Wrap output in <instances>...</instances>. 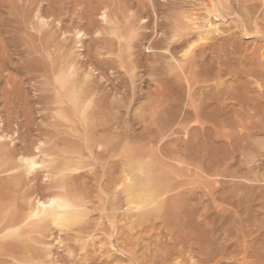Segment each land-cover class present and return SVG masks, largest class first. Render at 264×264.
I'll list each match as a JSON object with an SVG mask.
<instances>
[{"label":"rangeland","instance_id":"374dc122","mask_svg":"<svg viewBox=\"0 0 264 264\" xmlns=\"http://www.w3.org/2000/svg\"><path fill=\"white\" fill-rule=\"evenodd\" d=\"M32 1L34 0H0V136L3 137L0 141V146H4L2 148L8 150H6V155H8V152L10 154H13L14 151L16 152L13 155V160L16 157L17 160H12V163L15 162V165L13 163L14 166L9 160L11 168H16L17 163H19L18 168H21L19 165L21 166L22 163L20 164L21 161H19L18 155L22 151V155L26 154L23 156H28L27 154L30 156L35 152L38 154V159L50 160L51 157L44 158L45 155L43 156V153L35 149L40 141H45L46 143L41 148V151L43 150L46 154H58L61 149L77 140L74 128L80 126L79 123L82 121L77 120L78 117L69 111L71 104L66 101L67 96L63 97L65 96V87L64 89L63 87H57L61 85H57L55 81L62 75L67 76L65 74L66 71L64 75L62 70H66L68 67L70 70L73 66L75 68L72 67L73 69L70 71L75 72L73 76L76 79L70 77L76 81H73V83L71 79L70 82L67 78L66 81L68 80L70 83L67 82L71 86L74 84L77 89L83 84L84 87H87L85 90H88L89 86L91 88L89 91H92L93 94L97 91V95H94L95 97L98 96L96 98L99 100L97 99V102L95 99V105L93 106L92 104L90 107L91 112L88 115V123H99L102 120L111 121V119L116 117L115 120H118L120 127L128 126V129L126 127L127 130L123 129L124 131L120 133L123 136L124 132L131 131V135L135 137L138 143H136V153L138 152L143 157L155 158L164 166V170L170 174H181L182 179L177 180L179 182L177 190L179 198H177V201H179L178 204L180 205L183 202L186 205L184 210H176L172 216L167 215V217L165 216L167 213L164 212V215L163 213L160 215L161 217H151V220L148 219L142 224L140 215H135L127 209L128 204L124 194L114 189L116 187H114L113 183L116 184V182L113 181L121 177L125 169L123 164L127 161L126 158L117 156V153H113L116 156L108 160L109 165L105 181L108 177L112 178L108 179V182L101 183L102 185L96 183L97 180L99 182L97 177L100 175L97 172V166H91L88 170L86 169L87 175L78 181L67 177L68 181H66V178L65 180L63 179L64 181L59 182L60 180L57 178L52 180V182L50 181L49 184L45 169L41 168L38 171L36 170L37 172H33L32 175L31 173H24V176L27 175L25 178L23 173H20V171L24 170V167L22 170L19 169L20 171L17 170V176L22 177H16V179L14 178L15 175L12 174H16L17 171L11 172L8 169V156L5 159L3 157V159H0V193L1 191L3 193L6 191L3 195H12L11 197L16 198L17 203L21 198V202H23L24 198H28V200L31 198L32 200L30 199L29 201L34 202L37 198L45 199L52 196L59 190L57 189L59 184V186L61 185L60 189L65 186L64 190H67L71 196H75L76 193H78L77 196H80L79 193L82 192L83 194H80L85 200L81 199L84 203L86 201V210L89 213L86 220L87 224L85 223L80 228L77 227L78 229H73L70 232H60L54 225H50L44 231L42 230L43 235L33 229L32 233L28 230V233H30L27 235L25 233L27 231H21L22 234H25L24 236H29L27 237L28 239L22 237L27 240V243L30 242L28 244L29 246L32 245L31 252H34L31 253L27 250V253L39 255L36 256L37 258L39 257L38 259L34 258L35 255L32 256V261L33 258L35 261L25 264H161V256L170 251L171 247L173 248L171 246L173 243L172 238L180 236L179 241L181 242L183 238H186V235L191 236L194 231L193 236L194 234L195 236H202L204 232L202 233L201 230L209 234V240H212V247L210 248H212L213 252L224 251L226 253L225 255H219L209 264H243L247 261H240L243 252L250 253L251 258H249V261L254 262L257 260L260 264H263L264 0H109L111 4V12H108L109 17L105 20L103 18L104 12L103 10L100 11V8L98 11L93 12L91 26L94 29L92 31L96 29L98 32H91L89 38L82 37L83 40H77L76 37L75 24L79 22L77 12L71 9L72 12L69 9L68 13L66 10L61 15L58 10L55 12V14H58L56 16L49 9L55 7L53 3L55 4V1L58 0H40L39 4H36L38 0H35L34 3ZM100 1L102 2L103 0ZM112 2H118V4L115 3L116 5H113ZM140 2H143L144 5L140 4ZM48 4H51V6ZM35 5L38 8L40 7V9ZM217 7H220V9ZM30 9L33 12L41 10L42 12H37L41 16H36V12L33 13ZM221 9L230 13H224ZM48 10L49 12L52 11L51 18ZM220 10L223 15L220 14ZM46 12L47 14L45 15ZM74 13L77 14L75 15ZM27 14L28 16H26ZM55 16H59V21L56 20ZM61 16H64L65 20ZM66 16L69 17L67 18ZM76 17L78 22H75ZM190 17L193 20L192 23H195L196 26L189 25L190 21L188 23V19ZM39 19H43L41 20L43 23ZM208 21L214 25L217 24L221 30L220 35H216L210 41L205 42L210 47L215 48L211 47V50L206 44V46H203L204 42L197 40L196 34L204 29L198 30L197 27L204 26ZM242 21L245 25L241 24ZM84 22L85 25H88L86 20ZM84 22L82 23L84 24ZM73 23L74 26L72 25ZM158 23H163V28L157 27ZM185 25L186 28L191 27V30H193H190L191 32L188 31L190 32L189 35L185 31L188 29H183ZM178 30L182 31L183 34L187 32L189 37L187 36L186 39H189V45L196 46V58L200 56L201 60L199 58L195 60L196 58H194L191 60L192 62L190 60H186L187 63L182 62L183 60L180 58L182 51L178 50V54L174 52L175 55L167 51L165 45L169 40H165L166 36ZM115 31L117 32L116 36L114 34ZM179 31L178 33L182 34ZM117 34H121L120 36L118 35L121 39H118ZM92 39L100 41L96 44L92 42ZM78 41L79 43H76ZM195 43L199 44V47ZM36 44L38 48L35 46ZM203 47H206V49L204 48L205 51H201ZM123 50L124 53L122 52ZM119 55L120 58L118 57ZM164 55L166 56L163 57ZM201 55L206 59L209 58V60L207 61L203 57L202 59ZM210 60V65H208ZM178 61L181 64H178ZM201 62L206 63V68ZM172 64L177 66L174 65L175 67H172ZM182 64L186 65V68ZM187 64L189 69L191 68L189 71L186 70L188 68ZM195 64L199 66L197 67ZM192 65H195L193 73H195L194 71L197 68L198 71H196L201 74L203 73L202 71H206L207 67L210 66L209 69L211 68V71L208 70L212 72L210 73V79L213 81L209 80L204 84L200 73L196 72L195 75L198 74L197 76L192 73ZM176 67H178L177 71H179V74H183L182 76L177 73ZM183 67L185 68L184 70L182 69ZM169 68L171 69L169 70ZM218 69H222L223 72L218 73ZM58 71L62 73V75L59 74V77L57 76ZM169 71L175 72L174 75ZM190 71L191 74L189 73ZM67 73L69 74L68 71ZM132 73L135 75L132 76ZM176 73L178 74L177 76ZM86 74L92 77L91 79L89 78L90 81L86 79L87 81L85 80V82H89L84 84ZM157 74L159 75L158 80L156 79ZM213 77L214 79L215 77L217 78L214 80ZM186 78L188 83L185 81ZM198 78L199 80H197ZM78 80H80V84L79 82L77 83ZM201 81L202 84H198ZM171 82L175 84V90L172 87L170 88L171 85L168 86ZM75 84L79 85L76 86ZM189 84L192 85L190 86ZM70 85H67V91L70 90ZM81 87L79 89L84 88ZM59 88L64 91L61 92L62 95L59 94V90L61 91ZM94 88L96 91H93ZM79 89L78 91H83ZM169 90L170 92H167ZM162 91L167 93H162ZM174 92H176L175 97ZM192 94L195 97H192ZM177 95H179L178 98H176ZM209 96H211V100ZM196 97L199 99L197 101L198 104H203L206 101L207 103L205 102L204 104L212 106L208 108L209 106L205 105L207 108H205V113L207 115L204 113V117L202 116L203 118H201L204 121L202 127L200 126L201 128L197 133L193 134L191 132L188 139H186L188 144L183 145L177 140L176 134L166 136L165 128L168 123L172 124L175 120H179L184 116L183 110L189 109L190 99L194 100ZM100 98L103 100L101 101ZM175 98L178 101L182 100L175 103L177 102ZM96 103H99L97 107ZM179 103L182 104L180 105ZM195 104L197 103L195 102ZM64 110L69 112L66 117L60 116V113ZM205 117H208L206 118L207 120H203ZM193 122L195 123L192 120ZM129 133L128 135H130ZM168 134H171V132ZM155 138H158L160 143H156ZM181 138L185 140L184 135H181ZM124 143L127 144V141H124ZM26 145L27 148L25 149ZM126 146L123 155L126 154L129 148H126ZM114 178L115 180H112ZM13 179L22 180V182L17 181L16 184ZM111 180L113 183H110ZM53 181L56 183L55 186ZM51 183L53 184L51 185ZM108 184H111V189H109L110 186ZM73 188L74 191L72 190ZM17 189L19 192H14ZM79 189L81 190L80 192ZM72 191L75 195H73ZM3 195L0 196V202L2 201L1 204L5 202L6 205L8 204V197L6 198ZM2 196L6 200L2 199ZM21 202L19 203L21 204ZM137 217L139 218L137 219ZM166 217L170 220H167ZM111 219L114 222L110 221ZM161 219L165 222L162 223ZM190 220L193 222L191 225L189 224L192 228L189 227L185 231L180 227L183 226L182 223L190 222ZM153 222L154 227L153 224L151 225ZM170 222L171 226L169 225ZM112 223H115L116 227ZM133 225L136 226L131 231V226ZM165 225L170 228L175 227L171 230ZM27 229L30 228H25V230ZM188 229L190 231H187ZM172 234H175V236H172ZM184 235L185 237H183ZM6 240H0L2 242L0 243V253L8 251V255L12 254L13 256L16 252L19 254V244L11 247L15 245L16 240H10L12 245H7L6 243H9V240ZM18 240L20 239H17V243L19 242ZM9 246L11 249L16 247V249H13L14 252L16 250L15 253L13 252L14 254ZM180 246L182 247V245L178 246L179 249L181 248ZM210 248H208V251H210ZM3 249L6 250L4 251ZM37 250L39 251L38 254ZM22 251L21 249L20 252ZM151 252L155 254L151 255ZM195 252H198V250H195ZM23 253L27 254L25 250ZM43 253L46 254V258ZM257 253L259 256L256 255ZM40 255L43 256L41 257L42 259ZM153 255H156V258L152 257ZM142 256L146 258L143 261ZM133 257L137 259L133 260ZM136 260H138L137 263ZM15 263L8 256V264Z\"/></svg>","mask_w":264,"mask_h":264},{"label":"bare ground","instance_id":"6f19581e","mask_svg":"<svg viewBox=\"0 0 264 264\" xmlns=\"http://www.w3.org/2000/svg\"><path fill=\"white\" fill-rule=\"evenodd\" d=\"M20 1V0H19ZM27 1V0H26ZM35 1V0H34ZM34 1H32L33 3H34ZM42 1V0H41ZM51 1V0H50ZM120 1V0H119ZM141 1V0H140ZM216 1V0H215ZM31 2V3H32ZM39 2H40V0H38V2L36 3V4H39ZM214 2V1H213ZM24 3V2H23ZM26 3V2H25ZM28 3V2H27ZM33 3H32V5H33ZM51 3V2H50ZM113 3V2H112ZM115 3H117L118 4V2H115ZM115 3H113V5L115 4ZM142 3V5H144L143 4V2H140V4ZM145 4H146V2H144ZM216 3V2H215ZM41 4V3H40ZM102 5V7H100L101 5ZM120 4V3H119ZM217 4V3H216ZM26 5V4H25ZM31 5V6H32ZM42 5V4H41ZM49 5V4H48ZM53 5H55V7H51V9H49V10H52L53 11V14L54 15H58V14H55V12H57L58 10H59V13L61 14V15H63L62 13H64L66 10V12L68 13L69 11V9L71 10H74V12H77L76 14L78 15V20H79V22L77 21V17H76V21L75 22H78V23H76L75 25H76V37H77V40L79 39H81V40H83V38L82 37H88L89 38V36H90V34H91V32L92 33H95V32H98V31H96V29L95 30H93L92 31V29H94L91 25V22H92V20H91V16H93V12H96V11H98V9L100 10V11H102L103 10V14H104V16H103V18H105V20H107V18L109 17L108 16V12H111V4L109 3V0H103L102 2L100 1V0H71V1H67V0H58V1H55V4L53 3ZM52 5V6H53ZM116 5V4H115ZM124 5V4H123ZM127 5V4H126ZM130 5V4H129ZM36 6V5H35ZM40 6V5H39ZM49 6H51V4L49 5ZM214 6V5H213ZM225 6V5H224ZM224 6H222V8L223 9H225L226 10V6L224 7ZM22 7H23V5H22ZM33 7V6H32ZM37 7V6H36ZM43 7V6H42ZM113 7V6H112ZM115 7V6H114ZM119 7H120V5H119ZM142 7V6H141ZM215 7V6H214ZM26 8H27V6H26ZM31 8V7H30ZM38 8V7H37ZM37 8H36V10H37ZM49 8V7H48ZM210 8H213V7H210ZM218 9H220V7H217ZM22 9V8H21ZM24 9V8H23ZM32 9H35V8H32ZM32 9H30L31 11H32ZM38 9H40V7L38 8ZM42 9V8H41ZM128 9V8H127ZM133 9V8H132ZM223 9H221L222 11H224V13H230V12H228V11H226L225 12V10H223ZM36 10L34 11V12H36ZM45 10H46V8H45ZM49 10H48V12H49ZM71 10V11H72ZM116 10H117V7H116ZM221 10H220V14H222L223 15V13L221 12ZM23 11V10H22ZM39 11H41V10H38L37 12H39ZM47 11V10H46ZM51 11V12H52ZM99 11V12H100ZM120 11H122V10H120ZM127 11V10H126ZM130 11V10H129ZM209 11V10H208ZM33 12V11H32ZM33 12V13H34ZM36 12V16L38 15V17L39 16H41V15H39L38 13ZM42 12V11H41ZM51 12H49L48 14H50V18H51V16H52V13ZM73 12V11H72ZM113 12V11H112ZM118 12H119V10H118ZM213 12H215V11H213ZM219 12V11H218ZM114 13V12H113ZM116 13V12H115ZM208 13V12H207ZM211 13V12H210ZM11 14V13H10ZM24 14H26L25 12H24ZM42 14V13H41ZM47 14V12L45 13V15ZM60 14H59V16H60ZM75 14V13H74ZM75 14V15H76ZM124 14V13H123ZM126 14V13H125ZM142 14V13H141ZM215 14V13H214ZM53 15V16H54ZM68 15V14H67ZM113 15V14H112ZM136 15V14H135ZM10 16V15H9ZM25 16V15H24ZM26 16H28V14L26 15ZM43 16H44V13H43ZM55 16V17H56ZM58 16V17H59ZM117 16V15H116ZM115 16V17H116ZM47 17V16H46ZM55 17H54V19H55ZM58 17H56L57 19L56 20H58V19H60V18H58ZM62 17V16H61ZM64 17V16H63ZM62 17V18H63ZM67 18L69 17V16H66ZM21 18V17H20ZM27 18V17H26ZM40 18H42V17H40ZM48 18V17H47ZM189 18V17H188ZM110 19V18H109ZM112 19V18H111ZM129 19V18H128ZM190 19H191V17H190ZM190 19H188V23H189V21H190V26H196V24L195 23H192V19L190 20ZM37 20H38V18H37ZM40 20V19H39ZM41 20H43V19H41ZM40 20V21H41ZM63 20H65L64 18H63ZM84 20H86L87 22H88V25H85V22H84ZM104 20V21H105ZM117 20V19H116ZM167 20V19H166ZM24 21V20H23ZM30 21V20H29ZM39 21V22H40ZM59 21V20H58ZM172 21V20H171ZM176 21V20H175ZM187 21V20H186ZM42 23H43V21H41ZM54 22V21H53ZM56 22V21H55ZM82 22H84V24L82 23ZM115 22V21H114ZM114 22H113V24H114ZM157 22V21H156ZM182 22V21H181ZM240 22V21H239ZM257 22V21H256ZM32 23V22H31ZM30 23V24H31ZM106 23H108V22H106ZM135 23V22H134ZM23 24H25V23H23ZM33 24V23H32ZM109 24V23H108ZM120 24V23H119ZM118 24V25H119ZM175 24V23H174ZM180 24V23H179ZM187 24V23H186ZM241 24H244L243 23V21L241 22ZM254 24H256V23H254ZM36 25V24H35ZM43 25V24H42ZM73 26H74V23L72 24ZM115 25V24H114ZM144 25V24H143ZM245 25V24H244ZM257 25H258V23H257ZM256 25V26H257ZM262 25H263V23H262ZM176 26V25H175ZM198 26V25H197ZM251 26V25H250ZM254 26V25H253ZM255 26V27H256ZM260 26V25H259ZM35 27V26H34ZM107 27H108V25H107ZM114 27V26H113ZM112 27V28H113ZM157 27H161V28H163V23H158L157 24ZM118 28V27H117ZM177 28V27H176ZM185 28H186V25H185V27L183 28L184 30H185ZM198 28V30H201V29H203V30H201V31H199L198 33H196L197 34V40H200L202 43L204 42V44H203V46H206L207 44L205 43V42H207V41H210L211 39H213V37H215L216 35H220V33H221V30H220V27L216 24V25H214V24H212V23H210L209 21L204 25V26H202V27H197ZM245 28V27H244ZM258 28V27H257ZM256 28V29H257ZM102 29V28H101ZM123 29V28H122ZM122 29H120V30H122ZM130 29V28H129ZM181 29V28H180ZM186 29H188V30H185V31H190L192 28L191 27H188V28H186ZM195 29V28H194ZM206 29V30H205ZM241 29H243V28H241ZM252 29V28H251ZM74 30V29H73ZM116 30V29H115ZM197 30V29H196ZM197 30V31H198ZM244 30V29H243ZM255 30V29H254ZM114 31V30H113ZM179 31V30H178ZM178 31H175L174 33L173 32H171L169 35H167L166 36V39L165 40H169V42H167L166 43V49H167V51H169L170 53L172 52L173 54H174V52H176L177 53V51L178 50H180V52L182 51V54H181V56H180V58L183 60H180V61H182V62H186V60H190V62H192L191 60H193L194 58H196V53H195V48H196V46H192V45H189V39H186V37L189 35V33L191 32V31H193V30H191L190 32H188V35H187V32L185 33V34H183V32L182 31H179V32H181L182 34H180V33H178ZM242 31V30H241ZM248 31V30H247ZM259 31V30H258ZM113 33V32H112ZM116 31H115V36H116ZM120 33V32H119ZM256 33V32H255ZM262 33H263V31H262ZM261 33V35H263ZM192 34V33H191ZM195 34V35H196ZM248 34H249V32H248ZM120 36L121 34H117V36ZM244 35V34H243ZM256 35V34H255ZM258 35V34H257ZM24 36V35H23ZM119 36H118V39H121V37L119 38ZM189 37V36H188ZM261 37V36H260ZM264 37V36H263ZM94 38V37H93ZM124 38V37H123ZM122 38V39H123ZM192 39V38H191ZM113 40V39H112ZM43 41V40H42ZM98 41H100V40H98ZM98 41H96L95 39H92V42L93 43H96V44H98ZM117 41V40H116ZM122 41V40H121ZM44 42V41H43ZM88 42V41H87ZM165 42V41H164ZM192 42H194V41H192ZM201 42H200V44H201ZM40 43H41V41H40ZM76 43H79V41L78 42H76ZM80 43H81V41H80ZM123 43V42H122ZM128 43V42H127ZM191 43V42H190ZM119 44V43H118ZM121 44V43H120ZM133 44V43H132ZM196 44V43H195ZM206 44V45H205ZM123 45V44H122ZM197 45V47H199L198 45L199 44H196ZM213 45V44H212ZM35 46H37V48H38V45L36 44ZM157 46V45H156ZM158 46H160V45H158ZM163 47H164V45H162ZM186 46H188V47H186ZM207 46H209V44L207 45ZM186 47V48H185ZM210 47V46H209ZM208 47V48H209ZM212 47V46H211ZM211 47H210V50H211ZM34 48V47H33ZM185 48V49H184ZM204 48L206 49V47H203V49L201 48V51L202 50H204ZM207 48V49H208ZM213 48V47H212ZM124 49V48H123ZM162 49V48H161ZM213 49H215V48H213ZM36 50V49H35ZM39 50V49H38ZM199 50V49H198ZM130 51V50H129ZM163 51H165V50H163ZM205 51V50H204ZM207 52H208V50H206ZM123 53H124V50L122 51ZM199 52V51H198ZM34 53V52H33ZM170 53H168V54H170ZM171 53V54H172ZM194 53H195V55H194ZM200 53V52H199ZM163 54H167V53H163ZM162 54V55H163ZM178 54V53H177ZM202 54V53H201ZM206 54V53H205ZM210 54H211V52H210ZM110 55V54H109ZM118 55V54H117ZM116 55V56H117ZM175 55V54H174ZM173 55V56H174ZM166 55H164L163 57H165ZM195 56V57H194ZM207 56V55H206ZM113 57V56H112ZM119 58H120V55L118 56ZM171 57V56H170ZM176 57H177V55H176ZM200 57V56H199ZM198 57V58H199ZM205 58L204 56H202L201 55V58ZM198 58H196L195 60H197ZM202 58V59H203ZM132 59V58H131ZM158 59V58H157ZM178 59V58H177ZM200 59V58H199ZM206 59V58H205ZM204 59V60H205ZM164 60V59H163ZM172 60H173V57H172ZM194 60V61H195ZM201 60V59H200ZM203 60V61H204ZM207 61L209 60V58H207L206 59ZM121 61V60H120ZM130 61V60H129ZM177 61V60H176ZM180 61H178V64H181V63H179ZM193 61V62H194ZM206 61V62H207ZM195 62H197L198 63V61H195ZM211 62V60L208 62V65H210L209 63ZM124 63V62H123ZM187 63V62H186ZM186 63H184V64H186ZM202 63V65L205 67V65H206V63L205 62H201ZM205 63V64H204ZM120 64V63H119ZM131 64H132V61H131ZM176 64H177V62H176ZM176 64H174L175 66H177ZM184 64H182V66L184 65ZM199 64V63H198ZM173 64L171 65L172 67L174 66ZM196 65V64H195ZM195 65H192L193 67V69H192V73H193V70L195 69L194 67H195ZM199 65H201V64H199ZM198 65V66H199ZM69 66V65H68ZM174 66V67H175ZM185 66V68H186V65H184ZM189 66H190V63H189ZM189 66H188V64H187V71H189L190 69H189ZM197 66V65H196ZM197 66V67H198ZM73 67V66H72ZM71 67V69H73V68H75V67H73L72 68ZM124 67V66H123ZM122 67V68H123ZM134 67V66H133ZM179 67V66H178ZM178 67H176V71H177V68ZM210 67V66H209ZM209 67H207L208 69H209ZM62 68V67H61ZM60 68V69H61ZM151 68V67H150ZM157 69H158V67H156ZM161 68V67H160ZM159 68V69H160ZM184 67L182 68L183 70L185 69ZM199 68H201V67H199ZM206 68V67H205ZM70 69V70H71ZM153 69V68H152ZM171 68H169V70H170ZM202 69H203V67H202ZM204 70V71H202L203 73L201 74L200 72H197L198 70H197V68H196V70L194 71L195 73H193L194 75L196 74V72L197 73H200L202 76H200L201 78H202V81H203V83L205 84V82H207V81H209V80H211L210 78H211V74L210 73H212V72H210L211 71V68L209 69V70ZM62 70V69H61ZM60 70V72H62L63 74L65 73V71H66V73L65 74H67V76L68 77H72V79H73V73H75V72H73V71H70L69 70V67H68V69H66V70H62L61 71ZM77 70V69H76ZM174 70H175V68H174ZM173 70V71H174ZM179 70V69H178ZM54 71V70H53ZM67 71L69 72V74L67 73ZM135 71V70H134ZM153 71V70H152ZM168 71V70H167ZM173 71L172 72H170V73H173ZM213 71H214V69H213ZM218 71V73H220L221 71L223 72V70L222 69H218L217 70ZM59 72V71H58ZM58 73V77H59V74H61L62 75V73ZM181 72V71H180ZM184 72V71H183ZM225 72V71H224ZM57 73V72H56ZM131 73V72H130ZM156 73V72H155ZM154 73V74H155ZM169 73V74H170ZM175 73V72H174ZM174 73H173V75H174ZM177 73L179 74V71H177ZM176 73V76L178 75ZM190 74H191V71L189 72ZM64 74V75H65ZM89 74V73H88ZM181 74V73H180ZM179 74V75H180ZM192 74V75H193ZM135 75V74H134ZM133 75V73H132V76H134ZM183 75V74H182ZM182 75H180V76H182ZM193 75V76H194ZM198 75V74H197ZM197 75H195V76H197ZM214 75V74H213ZM217 75H221V74H217ZM66 75L65 76H60L57 80H55L56 82H57V85L58 84H60L61 86H57V87H63V89H64V87H65V92L61 89V88H59V89H61V91L59 90V94L60 95H62L61 94V92L63 91L64 93H65V96H63L64 98L67 96V102L68 103H70L71 104V109L69 110V111H71L72 113H73V115L75 114V116L76 117H78L77 118V120H81L82 122V124L81 123H79V125L80 126H76L74 129V132L76 133V141L75 142H73V143H70L69 145H67L66 147H64V149H61V151H59L58 152V154H50V153H48V154H46V153H44V151L42 150L41 151V148L44 146V145H46V143H45V141H40L39 142V145L38 146H36L35 147V149L36 150H39L40 151V153H43V156H44V158L45 157H47V158H49V157H51V159L50 160H45V159H38V154H36L35 152L33 153V154H31V152H30V156H29V154H27L28 156H23L22 155V152H21V154L20 155H22V157H20V155H18V157L20 158V160L19 161H21L20 162V164H21V166L19 165V167H21V168H18V164L19 163H17L16 164V168H11V166H10V164L12 163V160L14 159L13 158V155L14 154H16V152L14 151V153L12 154V156H11V154L8 152V155H6V150H4L2 147H4V146H0V159H3V157H4V159L5 158H7V156H8V164H9V160H11V163L9 164V166H8V169L11 171V172H14V171H17V170H22V168L24 167V170L23 171H20V173H23V176H24V173L26 174H30L31 173V175H32V173L33 172H35L36 170L38 171V169H45V172H46V177L48 178V180H49V184H50V181L52 182V180H54V179H57L58 178V180H60L59 182H62V181H64L67 177H69L70 179L72 178V179H74V180H76V181H78V180H80L81 178H84L86 175H87V172L85 171L86 169L88 170V168H90L91 166H97L98 167V173L100 174L98 177H97V179H99V182H98V180H97V184L98 183H100V185H102L101 183H104V182H108V179H110V178H112V177H108V179L106 178V181H105V176H106V173L108 172V165H109V161L108 160H110L111 158H113V157H115L116 155H114L115 153H117V156H122V158H126L127 159V161H126V163L124 162V170H123V172H122V175H121V177H119V178H116L117 180H115V178L114 179H112V180H115V181H113V182H116V184H114L113 182H112V180L110 181V183L112 182L113 183V185H115L114 187H116V188H114V187H112V188H114L115 189V191L116 190H118V191H121L123 194H124V196H125V199H126V203L128 204V208L127 209H129L130 211H132V213H134L135 215H140V217H141V222H142V224H144V222L147 220L148 221V219H150L151 217L153 218V217H157V216H160L162 213H163V215H164V212L165 213H167L165 216H167V215H171L172 216V214H173V212L174 211H176V210H179V209H181V210H184V207H185V205H186V203L185 202H183V204L182 205H180V204H178L179 203V201H177V198H179V195H178V193H177V190H178V179H182V177H181V174L179 175V174H176V175H173V174H170V173H168L167 171H165L164 170V166L163 165H161V163H159L155 158H153V157H143V156H140L139 154H138V152L136 153V146H137V142H136V139H135V137L134 136H132L131 134V131H126V132H124V134H123V136H122V134L120 133L121 131H124L123 129H125V130H127L128 129V126H126L127 127V129H126V127H120V124L118 123V120L116 121L115 119H116V117H115V119H111V121H108V120H102L101 122H99V123H88V115H89V112H91L90 110V107H91V105L93 104V106L95 105L94 104V102H95V99L97 100L98 98H96V97H98V96H96L95 97V95H97L96 93H97V91H96V89L94 88V90L93 91H96V93L94 92V94H93V92L92 91H89V90H91V88H89V86H88V90L86 89L85 90V88H87V87H84L83 86V84L82 85H80V87L82 86V87H84L83 89H79V90H83V91H78V89L76 88V87H74V84L71 86L69 83L71 82L70 81V79H71V77L70 78H68ZM86 76V78L84 79V84L85 83H88L89 81H90V79H91V77L92 76H89V75H85ZM158 74H157V77H156V79L158 78ZM171 76V75H170ZM194 76V77H195ZM173 77V76H172ZM175 77V76H174ZM188 77V76H187ZM217 77H219V76H217ZM217 77H215V79L217 78ZM66 78L67 79H69V83L66 81ZM90 78V79H89ZM181 78V77H180ZM189 78V77H188ZM195 78H197V77H195ZM55 79H56V77H55ZM71 79V80H72ZM74 79H76L75 77H74ZM88 80L89 79V81L88 82H85V80ZM155 79V80H156ZM171 79V78H170ZM213 79H214V77H213ZM214 79V80H215ZM86 80V81H87ZM154 80V79H153ZM158 80V79H157ZM161 80H163L162 78H161ZM169 80V79H168ZM197 80H199V78L197 79ZM55 81H54V83H55ZM73 81H76V80H72V82ZM80 80H78L77 81V83L79 82ZM160 81V80H159ZM170 81V80H169ZM185 81H187V78H186V80ZM202 81H201V83H198V84H202ZM211 81H213V80H211ZM211 81H210V83H211ZM218 81V80H217ZM65 82H66V84H65ZM167 82V81H166ZM195 82V81H194ZM68 83V84H67ZM74 83V82H73ZM168 83V82H167ZM172 83V82H171ZM167 84L168 86H170V88L172 87L174 90H175V84H173L174 85V87H173V85L172 84ZM175 83V82H174ZM187 83H188V81H187ZM190 83V82H189ZM197 83V82H196ZM79 84H80V82H79ZM79 84H75L76 86L77 85H79ZM166 84V83H165ZM207 84V83H206ZM63 85H66V86H63ZM67 85H70L71 86V88H69L70 90H68L67 91V89H66V87H67ZM87 85V84H86ZM85 85V86H86ZM164 85V84H163ZM167 85H166V89H167ZM190 85V84H189ZM192 85V84H191ZM190 85V86H191ZM160 86V85H159ZM165 86V85H164ZM188 86V85H187ZM190 86H189V88H190ZM199 86V85H198ZM258 86H260V85H258ZM81 87V88H82ZM182 87V86H181ZM160 88V87H159ZM163 88V87H162ZM161 88V89H162ZM261 88V87H260ZM77 89V90H76ZM165 89V88H164ZM178 89V88H177ZM193 89V88H192ZM199 89V88H198ZM197 89V90H198ZM163 90V89H162ZM196 90V91H197ZM200 90V89H199ZM198 90V91H199ZM155 91H157V90H155ZM164 91H166V90H164ZM177 91V90H176ZM192 91H194V90H192ZM201 91V90H200ZM67 92V93H66ZM98 92H100L99 90H98ZM167 92H170V90L169 91H167ZM167 92H163L162 91V93H167ZM172 92H173V90H172ZM188 92V91H187ZM161 93V94H162ZM175 93L176 92H174V97H175ZM198 93V92H197ZM196 93V94H197ZM200 93V92H199ZM67 94V95H66ZM101 94V93H100ZM156 94H158L157 92H156ZM178 94V93H177ZM193 94H194V92H193ZM191 95L192 97L194 96V95ZM59 95V96H60ZM64 95V94H63ZM104 96V95H103ZM102 96V97H103ZM133 96V95H132ZM162 96H163V94H162ZM167 96V95H166ZM168 96H170V95H168ZM197 96V95H196ZM199 96V95H198ZM200 96H202V94H200ZM207 96V95H206ZM100 97V96H99ZM172 97V96H171ZM173 97V98H174ZM179 97V95H177V97L176 98H178ZM195 97V96H194ZM210 97V98H209ZM208 98L211 100V96H209ZM104 98V97H103ZM136 98V97H135ZM173 98H169V99H173ZM175 98V99H176ZM187 98H188V95H187ZM186 98V99H187ZM196 98H197V100H196ZM194 100H196L195 102L197 103V104H195V102H194V100L191 98L190 99V107H189V109H185V110H183V112H184V116H182L179 120L177 119V120H175L172 124H169L168 123V126L165 128L166 129V131H165V135L167 136H172L173 134H176L177 135V140L178 141H180V143L181 144H183V145H187L188 144V141L186 140V139H188V137H189V135H190V133L191 132H193V134L196 132H199V130H200V128L202 127V123H204V121H202L201 120V118H203L204 116V113H205V108H206V106L205 105H207V104H204L205 102H203V104L201 103V104H198V97H196ZM200 98V97H199ZM101 99V101L103 100L102 98H100ZM214 99V98H213ZM212 99V100H213ZM99 100V99H98ZM98 100H97V102H98ZM182 100V99H181ZM181 100H179L180 102H181ZM184 100V99H183ZM58 101V100H57ZM60 101V100H59ZM169 101H171V100H169ZM176 101L177 102H175V103H178L179 101L176 99ZM100 102V101H99ZM163 102V101H162ZM161 102V103H162ZM189 102V101H188ZM200 103V102H199ZM207 103V102H206ZM59 104V103H58ZM62 104H64V103H62ZM99 104V103H98ZM98 104L96 103V107L98 106ZM168 104V103H167ZM180 104V103H179ZM182 104V103H181ZM180 104V105H181ZM184 104H186L185 102H184ZM211 104V103H210ZM179 105V106H180ZM189 105V104H188ZM254 105V104H253ZM63 106H65V104L63 105ZM69 106V105H68ZM160 106V105H159ZM178 106V105H177ZM176 106V107H177ZM187 106V105H186ZM207 106H209V104L207 105ZM210 106H212V105H210ZM210 106L208 107V108H210ZM61 107V106H60ZM184 107V106H183ZM93 108V107H92ZM153 109V108H152ZM156 109V108H155ZM177 109V108H176ZM176 109H175V111H176ZM207 109V108H206ZM89 110V111H88ZM180 110V109H179ZM153 111V110H152ZM214 111V110H213ZM164 112V111H163ZM183 112H181V113H183ZM212 112V111H211ZM69 112L67 111H63V112H61L60 113V116H63V117H66L67 116V114H68ZM177 113V112H176ZM57 114V113H56ZM206 114V113H205ZM59 115V114H58ZM116 115V114H115ZM177 115H178V113H177ZM207 115V114H206ZM205 115V116H206ZM216 115V114H215ZM171 116V115H170ZM203 116V117H202ZM209 116V115H208ZM75 117V118H76ZM212 117V116H211ZM216 117V116H215ZM214 117V118H215ZM113 118V117H112ZM206 118H208V117H205V119H203V120H207ZM210 118V117H209ZM215 119H217V118H215ZM214 119V120H215ZM67 120V119H66ZM192 120L193 121H195V123L193 124L192 123ZM211 120H212V118H211ZM69 121V120H68ZM72 121V120H71ZM75 121V120H74ZM202 121V122H201ZM111 122V123H110ZM207 122V121H206ZM205 122V123H206ZM208 122H209V120H208ZM212 122V121H211ZM75 123V122H74ZM214 123V122H213ZM68 124H70V123H68ZM73 124V123H72ZM201 126V127H200ZM131 129V128H130ZM202 130V129H201ZM204 130V129H203ZM128 132H130L129 134L130 135H128ZM171 132V134H168V133H170ZM123 133V132H122ZM1 135V134H0ZM181 135H184L185 136V140H182V138H181ZM122 137H124L123 139H122ZM2 136H0V141L2 140ZM126 139V140H125ZM43 140V139H42ZM155 141H156V143H160V140L158 139V138H155L154 139ZM154 140H152V141H154ZM124 141H127V144H125L124 143ZM162 141V140H161ZM47 142V141H46ZM137 143V144H136ZM5 145V144H4ZM125 145H127L126 146V148L127 147H129L128 149H127V151H126V154L125 155H123L124 153H125V151H124V148H125ZM46 147V146H45ZM27 148V145H26V147H25V149ZM8 149H9V147H8ZM20 149V148H19ZM18 149V150H19ZM22 149H24V148H22ZM8 151V150H7ZM30 151V150H29ZM20 152V151H19ZM25 152V151H24ZM46 152H48V151H46ZM114 153V154H113ZM26 155V154H25ZM6 156V157H5ZM2 157V158H1ZM12 157V158H11ZM14 157H16V156H14ZM11 158V159H10ZM15 160H17V157H16V159ZM15 160H13V161H15ZM2 161H4V160H2ZM6 161V160H5ZM4 161V162H5ZM25 161H27V163H25ZM115 162V161H114ZM14 163V165H15V162H13ZM13 163H12V166H14L13 165ZM25 163V165H23ZM0 164H1V160H0ZM3 164V163H2ZM6 165H7V163H6ZM11 168V169H10ZM93 168V167H92ZM7 169V170H8ZM16 169V170H15ZM8 170V171H9ZM9 171V172H10ZM36 171V172H37ZM7 172V171H6ZM17 174H18V171H17V173L16 174H12V175H15V177L14 178H16V177H19V176H17ZM11 175V176H12ZM21 175V174H20ZM25 176H27V175H25ZM24 176V177H25ZM29 176V175H28ZM10 177V176H9ZM9 177H8V179H9ZM20 177H22V176H20ZM19 177V178H20ZM11 178V177H10ZM12 178H13V176H12ZM11 178V179H12ZM18 178V179H19ZM26 178V177H25ZM17 179V178H16ZM64 179V180H63ZM10 180V179H9ZM14 181H16V184H17V181H19V182H22V180L20 181V180H15V179H13ZM32 180V179H31ZM12 181V180H11ZM13 181V182H14ZM57 181V180H56ZM66 181H68V178L66 179ZM54 182V181H53ZM55 183V182H54ZM66 183V182H65ZM19 184H21V183H19ZM53 183H51V185H52ZM14 185H15V182H14ZM13 185V186H14ZM22 185V184H21ZM50 185V186H51ZM54 186L56 185V183L55 184H53ZM84 185V184H83ZM99 185V184H98ZM11 186H12V184H11ZM50 186H49V188H50ZM61 186V185H60ZM59 186V184H58V186H57V189H59L57 192H55L52 196H50V197H47V198H45V199H42V198H35L36 199V201H29L28 200V198H24L23 199V202H21V199L20 200H18L19 202H21V204L18 202L17 203V201H16V198H14V197H11V196H7V194L6 195H3L4 193H6V191L3 193V191H1V193H0V196L1 195H3V196H6V198H7V203L8 204H6L5 205V202H4V204H1L2 203V201L0 202V240H6V241H8L9 243H6L7 245H12V242H10V240H12V239H15L16 240V242L14 243L15 245H12L11 247H14V246H16V245H20V251H21V249L24 251H26V253L28 252V251H32V249H31V247H32V245L31 246H29V244L28 243H30V242H28L27 243V240L26 239H24L23 237H26V236H24L25 234L23 233H21V231H27V232H25L26 233V235L27 234H29L30 232L32 233V229L33 230H35V231H39V232H41L42 230L44 231V229L46 230V228L47 227H49L50 225H54L55 227H57L58 229H59V231L60 232H70V231H72L73 229H76L77 227H81V226H83L85 223H86V220H87V215L89 214V213H87V210H86V201H85V203L83 202V200H85L84 198H83V196L80 194V193H82V192H80L81 190L79 189V195L80 196H77L78 195V193H76V195H75V193L73 192L74 191V188L72 189L73 191V193L72 192H70V193H72L73 195H75V196H71L70 194H69V192L67 191V190H64V188H65V186H64V188L63 189H60L61 187ZM66 186H68V185H66ZM104 186H105V184H104ZM108 186H110V188L109 189H111V184L109 185L108 184ZM9 187H10V185H9ZM16 187V186H15ZM14 187V188H15ZM52 187V186H51ZM71 187V186H70ZM74 187V186H73ZM117 187H118V189H117ZM12 188V187H11ZM13 188V189H14ZM17 188H18V186H17ZM19 188H21V186H19ZM56 188V187H55ZM69 187H67V189H68ZM76 188V187H75ZM108 188V187H107ZM10 189V188H9ZM9 189H8V192L10 193V191H9ZM16 189V188H15ZM70 189V188H69ZM68 189V190H69ZM104 189H105V187H104ZM11 190V189H10ZM22 190V189H21ZM20 190V191H21ZM18 191V189L15 191L14 190V192H17ZM54 191H56L55 189H54ZM69 191H71V189L69 190ZM19 192V191H18ZM84 192V191H83ZM8 193V194H9ZM12 193V192H11ZM117 193V192H116ZM15 194V193H14ZM17 194V193H16ZM22 194V193H21ZM26 194H27V192H26ZM83 194V193H82ZM32 195V194H31ZM85 195V194H84ZM2 196V197H3ZM15 196V195H14ZM17 196V195H16ZM29 196H30V194H29ZM33 196V195H32ZM21 197H24V196H21ZM1 198V197H0ZM6 198H2V199H5L6 200ZM18 198V197H17ZM20 198V197H19ZM81 198H83V200L81 199ZM182 198V197H181ZM25 199H27V200H25ZM34 199V200H35ZM190 199V198H189ZM188 199V200H189ZM32 200V199H31ZM52 201H56V203L55 204H52L51 202ZM182 202V201H181ZM23 203H25L24 205H23ZM41 204H47L48 205V207L47 208H43V207H41ZM118 210V209H117ZM128 210V211H129ZM178 212V211H177ZM176 212V213H177ZM180 214V213H179ZM106 215V214H105ZM89 216V215H88ZM177 216H179V215H177ZM116 217V216H115ZM114 217V218H115ZM161 217V216H160ZM163 217V216H162ZM168 217V216H167ZM167 217H166V219H167ZM181 217V216H180ZM113 218V219H114ZM139 217H137V219H138ZM178 218V217H177ZM162 219H164V218H162ZM161 219V220H162ZM165 219V220H166ZM181 219V218H180ZM136 220V219H135ZM140 220V219H139ZM151 220V219H150ZM158 220V219H157ZM167 220H170V219H167ZM173 220V219H172ZM171 220V221H172ZM186 220V219H185ZM110 221H112V219L110 220ZM133 221H134V219H133ZM178 221H179V219H178ZM181 221H182V219H181ZM180 221V222H181ZM112 222H114V221H112ZM132 222V221H131ZM130 222V223H131ZM149 222H151V221H149ZM148 222V223H149ZM163 222H165V221H163L162 220V223ZM175 222V221H174ZM174 222H172V223H174ZM189 222V221H188ZM188 222H185V223H182V225L183 226H180V227H182L184 230L185 229H187V228H189L190 227V225H191V223H193L192 222V220H190V222L188 223ZM111 223V222H110ZM137 223H139V221H137ZM87 224V223H86ZM112 224H115V223H112ZM111 224V225H112ZM132 224V223H131ZM147 224V223H146ZM153 224V227L155 226L154 225V222L153 223H151V225ZM190 224V225H189ZM170 226H171V222H170V224H169ZM172 225H174V224H172ZM199 225V224H198ZM134 226H136V225H133V226H131V231L133 230V227ZM166 226V225H165ZM177 226V225H176ZM115 227H116V224H115ZM130 227V226H129ZM166 227H168V228H170L168 225L166 226ZM175 227V226H174ZM174 227H171L170 229L172 230V228H174ZM25 228H30V229H27V230H25ZM190 228H192V227H190ZM78 229V228H77ZM134 229H135V227H134ZM181 229V228H180ZM183 229H182V233L184 232L183 231ZM28 230H30V232L28 233ZM23 231V232H24ZM42 231V232H43ZM179 231V230H178ZM186 231V230H185ZM187 231H190L189 229L187 230ZM202 231V233L204 232V234L201 236L200 234V236H195V234H194V236L191 234V236L190 235H186V238H183V241H179L180 240V236L179 237H177V238H172V241H173V243L171 244V246H173V248L171 247V250L170 251H168V252H166L165 254H163V256H161V259H160V263L161 264H170V263H173V264H209V263H211V262H213V260L215 259V258H217L219 255H225L226 253L223 251V252H213V250H212V248H210V247H212V245H211V242H212V240H209V234L207 233V232H205L204 230H201ZM41 232V233H42ZM180 232H181V230H180ZM179 232V233H180ZM172 233H173V231H172ZM182 233H181V236H182ZM41 235H43V233L41 234ZM23 236V237H22ZM172 236H175V234L173 235L172 234ZM20 237H22V238H20ZM27 237H29V236H27ZM26 237V238H27ZM31 237V236H30ZM111 237V236H110ZM183 237H185V235L183 236ZM32 238V237H31ZM17 239H20V240H18L19 242L17 243ZM28 239V238H27ZM84 239V238H83ZM94 240V239H93ZM110 240V239H109ZM35 242H37V241H35ZM86 242V241H85ZM0 243H2L1 241H0ZM21 243V244H20ZM23 243H25V244H23ZM34 243V242H33ZM38 243V242H37ZM34 244H36V243H34ZM169 244V243H168ZM182 245V247L179 249V245ZM1 245V244H0ZM3 245V244H2ZM158 245V244H157ZM170 245V244H169ZM207 245V246H206ZM9 248H10V246H9ZM19 248V247H18ZM35 248L37 249V247L35 246ZM158 248V247H157ZM156 248V249H157ZM208 248H210V251H208ZM13 249H16V247L15 248H10V250H13ZM35 249V250H36ZM168 249H170L169 247H168ZM4 251L6 250V249H3ZM18 250V249H17ZM28 250V251H27ZM35 250H33V251H35ZM40 250V249H39ZM159 250H161V249H159ZM195 250H198V252H195ZM20 251H18L19 252V254H17V252H16V250H15V252H14V250L12 251V253L14 252L15 253V255H13L12 256V254H10V255H8V251H5V252H3V253H0V264H8V256H10L16 263L15 264H18V263H23V264H25V263H29V262H33V261H35V259L34 258H37L36 256H39V255H36V254H32L31 255V253H34V252H31V253H27V254H25V253H23L22 254V252H20ZM162 251V250H161ZM161 251H160V253H161ZM1 252H2V250H1ZM11 252V251H10ZM9 252V253H10ZM38 250H37V254H38ZM154 252V251H153ZM157 252V251H156ZM13 253V254H14ZM21 253V254H20ZM36 253V252H35ZM45 253H47V252H45ZM42 254V253H41ZM44 254V253H43ZM129 254V253H128ZM152 254H155V253H152L151 252V255ZM158 254V253H157ZM26 255H28V256H26ZM29 255H31L30 257H29ZM35 255V256H34ZM45 255L46 254H44V257H45ZM145 255V254H144ZM188 255V256H187ZM253 255V254H252ZM256 255H258L259 256V254L257 253ZM263 256H264V254H262ZM32 256H34V258H33V261H32ZM49 256V255H48ZM47 256V257H48ZM134 256V255H133ZM149 256V255H148ZM254 256H255V254H254ZM262 256V257H263ZM41 257H43V256H41L40 255V258ZM147 257V256H146ZM150 257V256H149ZM152 257H154V258H156V255L154 256H152ZM39 258V257H38ZM37 258V259H38ZM46 258V257H45ZM142 261L144 260V258L145 257H143L142 256ZM148 258V257H147ZM151 258V257H150ZM240 258V257H239ZM249 258H251V255H250V253H248V252H243V255H242V258L240 259V261H242V260H247V261H245L243 264H260L259 263V261H254V262H251V261H249ZM264 258V257H263ZM263 258H261V259H263ZM42 259V258H41ZM133 260L134 259H137L136 257L134 258H132ZM146 259V258H145ZM181 259V260H180ZM155 260V259H154ZM236 260V259H235ZM137 261L138 260H136V263H137ZM156 261H157V259H156ZM159 261V260H158ZM253 261V260H252ZM175 262V263H174ZM140 263V262H139ZM142 263V262H141ZM157 263V262H156ZM159 263V262H158ZM241 263V262H240ZM32 264V263H31ZM53 264V263H52ZM147 264V263H146ZM264 264V263H263Z\"/></svg>","mask_w":264,"mask_h":264},{"label":"snow or ice","instance_id":"6c2138e0","mask_svg":"<svg viewBox=\"0 0 264 264\" xmlns=\"http://www.w3.org/2000/svg\"><path fill=\"white\" fill-rule=\"evenodd\" d=\"M25 163H27V161H25ZM51 203H52V204H55L56 201H52ZM41 207H43V208H47L48 205H47V204H41Z\"/></svg>","mask_w":264,"mask_h":264}]
</instances>
